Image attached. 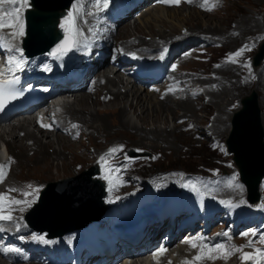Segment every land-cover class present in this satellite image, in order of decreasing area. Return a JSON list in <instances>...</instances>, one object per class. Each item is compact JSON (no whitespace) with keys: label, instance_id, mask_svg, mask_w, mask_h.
<instances>
[{"label":"bare ground","instance_id":"1","mask_svg":"<svg viewBox=\"0 0 264 264\" xmlns=\"http://www.w3.org/2000/svg\"><path fill=\"white\" fill-rule=\"evenodd\" d=\"M183 1L185 0H182V2ZM215 2L216 0H209L207 5L201 7L200 5L204 4V0H196L192 5L197 7L193 8L189 16H186L179 10H176L174 7L177 6L166 5L163 3V6H165L163 8L155 6L152 9H148L147 7L142 8V3H144L142 2L140 4V10L136 7H133L126 16H121L118 20H116L115 26L112 25L108 14L105 17V19L107 18L109 21L107 25L99 24L93 20L92 17H95L98 14L106 15L105 8H97L95 0H82L79 3L76 2L75 5L78 3L77 6L80 9L78 13V24L82 33H88L90 28H97L99 32L106 36L107 42L113 43L114 48V41L118 37H124L126 39H124L123 42L121 41V46L123 49L143 55L155 54L166 57V54L169 52L168 55L172 54L173 59L171 62H174V67H177L175 60L179 63H182L184 66V71L187 72V75L179 79H174L176 74L170 73L169 79L163 85H156L154 87L152 86V89H150L151 91L146 89L142 90L131 83L125 84L120 74L117 73L113 75L112 72L109 71L110 66L104 65L106 63L105 61L103 64L104 66H102L98 71L95 70L91 74L89 84L94 87L92 91L86 92L85 94L82 92L72 94L67 102L55 109V111L57 110L60 112V115L53 116L50 114L49 108L46 109L45 114L49 117L50 123L52 125L51 129L48 130L44 127H41V125H39L36 121V119L38 120L39 118H33L30 116L22 120L12 119L9 122L0 124V140L5 142L7 146L9 162L13 163V161L19 159L22 163L21 170L24 174V177L26 179L38 180L41 182L34 183L32 181H27L28 183L26 184L21 180L22 185L21 187L17 188L20 191L22 190L24 192H31L34 198V195L37 192H33V189L28 188V185H32L33 188L39 189L40 185L42 186L46 184L49 180L61 179L83 171L90 165L92 166V163H95V160L97 159L92 160L91 154L88 152L90 151V146H94L95 148L97 147L98 153L94 152L95 158L100 157L101 159L102 154H106L109 149L113 148L118 149L116 154L121 155V152L127 148V145L122 141H112L109 139V137L112 136L111 133L113 132L114 128V133H118V131L125 133L129 131H135V133L139 135L137 142L143 145L146 144V146L150 145V147L162 148V150L165 152L164 154H170L173 156L178 153L175 151H179L177 143L183 136L181 135L183 129H187L185 130L184 135H199L200 132H197V130L199 131V124L202 120L199 121V118L201 117L197 116L196 108L199 102L204 100V98L207 96L208 99L210 98L212 105L216 110L217 116L213 121L212 127L206 129V131L212 132L217 136V138H222L229 131L233 114L236 112H234L233 109L237 106L241 96L245 91L247 92L249 88H253V92L259 95L258 107L261 111V127H263L262 132H264V63L258 69L250 70L244 66V62L242 61V56L247 54L252 49L254 51V49L257 48L256 45L264 39V0H219V3L213 8V10H205ZM116 5L118 6V12L121 10L120 3L116 2L115 7ZM244 5H246V7ZM4 7L7 9L13 6L4 5ZM231 8H234L237 11V13L233 14L231 17L233 20H237L234 26H231L229 22H226L227 30L225 31L216 27L213 32L211 30L212 26L207 28L209 29L207 32L202 30V22H204L201 19L202 16H212L216 13H221L222 11L226 12L227 9ZM158 9H162V12H167L168 19L170 17L171 22H169L167 18H163L160 15L158 16L156 14L157 12H155V10ZM135 14H138L139 22L138 23L136 21L135 29L141 36L139 39H137L139 40L138 45L128 46L129 41L127 38L129 37V32L132 28V25L128 24L121 26L120 28H118V26H120L123 22H128ZM82 19H84V21ZM207 21L211 22L212 19L208 18L206 19V22ZM174 22L179 23L178 26L180 27L181 25H184L186 28V26L189 25L193 28V30L188 29L186 33H182L180 29L174 26V28L170 30L169 34L165 32V29L168 27L167 25L169 23L174 24ZM5 31L7 33L10 32V30L7 29ZM145 31H148V33H145ZM196 33H200V35L198 36ZM145 35L152 36V38H147L149 40H146L144 38ZM177 36H180V38L174 39V37ZM198 39H202V42L199 44V49H194L195 51L197 50V52L200 50V48L206 46V44H209L207 42L208 40H210V44L208 46L209 50L215 48H230L231 51L224 54L222 61L214 63L211 68L205 67L202 71L200 68H203V66L194 59V55L197 52H191V49L190 51H186L187 54L184 53L185 55L182 57L184 49L183 47L187 48L188 42L194 40L197 41ZM16 41H18V38ZM159 45H162V48L159 49V52L150 51L156 47H159ZM242 48H244L245 51L241 54V56L234 57V54ZM139 49H146L148 52H138ZM230 58H234L236 62L232 63ZM103 79L104 81L102 82ZM197 84H200V87H206L203 88V90L205 89V94H201L199 91L189 93L188 90ZM87 85H85L83 88L85 91L87 89ZM166 86L167 88H164ZM169 88L171 91H168ZM99 94L104 96L103 101L98 98ZM72 98H74L73 101ZM246 99L247 97L242 101L243 109L244 101ZM178 112L179 114L182 112L183 113L176 118V113ZM237 114L234 116V121ZM171 115L172 119L170 118ZM188 117L194 118L195 121L192 119L188 120ZM54 119H59V122H55ZM171 121L175 124L174 129L171 128L172 130L167 128ZM181 121L183 122L179 123ZM160 124H164L166 128L164 130L161 129L159 127ZM151 125L154 126L153 130H150L149 126ZM73 126L81 131L80 136L76 139L75 137L78 133V130H75ZM125 133H123V135ZM86 137L89 139V145H83L82 147L84 148V152L83 154H80L79 147L81 145L79 147L77 145L78 143H82V140L84 141V138ZM80 138L81 141H79ZM101 139H105L106 142H103L104 144L102 143L101 146H98L96 141ZM123 139L124 138H122V140ZM28 142H33V144L29 145ZM108 143H110V145L104 147V145H108ZM135 147L136 149L145 148L140 144H136ZM51 148L53 149V152L50 154L49 149ZM55 161H57L56 165ZM76 162L82 165L80 171L75 169ZM100 162L103 164L104 161ZM235 164L238 169L241 170L239 164L237 162H235ZM54 168L56 169L55 171H57L56 175H53ZM15 169L16 167H13L12 165L11 168L9 167L5 169V171L13 174ZM157 179L158 174L151 175L150 177L154 190L153 193L156 194L157 192L158 195L156 194V196L159 199H163L162 202L164 204L165 202L169 203L171 199L168 200V198H170L171 195L168 192L163 193L164 189H173V186L175 187L177 185H182V179L180 176L172 178L173 180L171 181L175 182H171L170 180L166 179L163 180L160 185L155 184ZM6 180L7 174L4 182L0 183V190L4 189ZM2 184L4 185L3 187H1ZM13 186L16 185L14 184ZM195 193L203 194L199 189ZM32 195L27 197L21 195L19 197L20 200L30 201V197H32ZM116 195L117 194L112 191V193L109 194L107 201L113 202V205L116 202L120 203L123 201H129L128 198L130 197L127 195L118 199L112 198V196ZM9 196L11 198V194H9ZM193 200L197 199H191L190 201ZM171 201L172 203H175L174 199ZM209 202L210 204H213L211 201ZM25 205L26 204H21L18 206L13 205L11 211L12 215L13 209L16 206L19 209V214L25 212ZM21 209H23V211H21ZM254 213L250 211H244L241 214H245V217H252ZM207 214L209 215V212H207ZM204 215H206L204 211H202L201 214H199L198 211L193 212L192 223H196L198 220L203 219ZM206 224L207 221L204 222V225ZM240 225L241 224H239V228L242 227ZM96 229L97 226H94L89 228L88 231L94 232ZM230 229L231 228L228 227L227 232H229ZM182 231L186 233L187 229L180 230L177 236L181 234ZM225 234L226 230L220 231L219 229V234L217 235L224 238L222 241H219L213 246L219 244H224L227 246V242L230 241L231 238L227 237ZM193 236L197 237L195 231ZM237 245L239 246L240 244L239 242L235 241V246L233 245L234 248H237ZM190 246L191 245L189 243H185V245L182 246L180 245L178 248L180 250L179 258L176 257L177 250H175L177 263L170 262V258H172L171 256H173L172 254L174 253L173 252L164 260V264H179L182 258L186 259V257L189 255ZM253 247L254 249H259L260 246H256V244H254ZM229 248L232 249L231 247ZM252 252L253 250L251 251L248 249H242L241 251L242 255L244 253ZM213 255L217 256L218 258L213 261L206 259L204 262L198 264H225L229 260L222 252L213 253ZM238 255V253H235L234 255L230 256V261L233 264L239 263V261L234 259L232 261V258ZM0 264L8 263L0 260ZM186 264L196 263L193 261V263L187 262Z\"/></svg>","mask_w":264,"mask_h":264},{"label":"rangeland","instance_id":"2","mask_svg":"<svg viewBox=\"0 0 264 264\" xmlns=\"http://www.w3.org/2000/svg\"><path fill=\"white\" fill-rule=\"evenodd\" d=\"M128 1H130V0H128ZM152 1L153 0H147V1L144 0L143 1L144 3H142L143 4L142 8L147 7L148 9L149 8L152 9L153 7H155L154 5H152V6L148 5L149 3H152ZM109 2H110L109 4L113 3V6H115V4H116L115 0H110ZM192 4L187 3L185 0V1L181 2V4L179 6L174 7V8H176V10H179L180 12H182L184 15L189 16L191 14L193 8L197 7V6H194ZM244 6L246 7V5H244ZM157 7L163 8L165 6H163V4H161V5H158ZM136 8H138L140 10L141 6L139 5ZM161 10L160 9L155 10V12H157L156 14L158 16L160 15L163 18L168 19V13L165 11L162 12ZM235 13H237V11L234 8H231V9H227L226 12L222 11L221 13H216L212 16H202L201 19L204 21V22H202L203 23V29L202 30L207 32L209 30V29H207L209 26L210 27L212 26L211 30L213 32H214V29H216V27L220 30H223V31L227 30L226 22H229L231 26H234L237 22V20H233L231 18L232 15ZM107 14L108 13L106 12V15L98 14V16L100 19L106 21L107 18L105 19V17L107 16ZM263 14H264V12H263ZM124 18H126V17H124ZM208 18H211L212 21L206 22V19H208ZM82 20L84 21V19H82ZM136 21L138 22V14H135L133 17H131L128 22L126 21V22H123L122 24L120 23L121 25L118 26V28H120L121 26H124V25H128V24L132 25V28L130 29V32H129L130 39H129V37L127 38L129 41L128 46L139 44V40H137V39H139L141 35L135 29ZM168 21L171 22L170 17H169ZM108 23H109V21L107 20V24ZM172 24L173 23H169L167 25L168 26L167 29H165L166 30L165 32H167L168 34L170 33V30H172L174 28V26L177 27L178 29H180L182 31V33H186L188 29L193 30V28L189 25L186 26V28H185L184 25L183 26L181 25V27L178 26L179 23H177V22H174L173 25ZM138 26H139V24H138ZM222 26H224V27H222ZM202 30H200V31H202ZM145 33H148V31H145ZM196 35L199 36L200 33H196ZM144 38L146 40H149L152 38V36L145 35ZM147 38H149V39H147ZM178 38H180V36L174 37V39H178ZM124 39H126V38L118 37L114 41V43L117 45V44L121 43V41L123 42ZM194 41H196V40H194ZM194 41H191L192 43H189L190 44L189 47H193V46L195 47L197 45V43H195ZM197 41H198V46L195 48L199 49V44H201L202 39H198ZM207 42L210 44V40H208ZM260 43H259L260 45L259 44L256 45L257 48H255L254 51L252 49L247 54L242 56V61L244 62V66L247 69H250V70L258 69L264 63V59H263L261 64L256 65V62H255V57H256L257 53H259L261 46L264 45V39ZM209 44H206V46L200 48V50L198 52H197V50L196 51L194 50L195 48H193L191 50V52H193V51L197 52L194 55V59L196 60V62L200 63L203 66V68H200L202 71L204 70L205 67L211 68L214 63L222 61L224 54L231 51L230 48H222V49L221 48H215V49L209 50L208 49ZM160 48H162V45H159V47H156L150 51L151 52L152 51L158 52ZM186 50L188 51L189 49L188 48L183 49L182 57L186 54ZM138 52L144 53V52H148V51L146 49H139ZM175 63L177 64V67H176L175 71L172 72V73L176 74L174 79H179L181 77L186 76L187 72L184 71V66L182 65V63H179L176 60H175ZM105 66H108V65H105ZM200 86H201L200 84L194 85L193 88L188 90L189 93H194L197 91H199L201 94L204 93L205 89L203 90V88H206V87H200ZM164 88H167V86ZM149 91H151V90H149ZM168 91H171V89L169 88ZM86 92H89V91L86 90L85 92H82V93L85 94ZM252 96L257 97L258 104H259V95L253 92V88H249L247 90V92L245 91L239 100L240 102L238 101L237 106L233 109V111L234 112L236 111V112L235 113L233 112L234 114H233V117L231 120V125L229 128V131L222 138H217V136L214 135L212 132L206 131V129H209L210 127H212L213 121L216 118L217 114H216L215 108L212 105L210 98L208 99V96L206 98H204V100H201L199 102L197 108H196L197 116L201 117V118H199V121L202 120L200 123L201 125L199 124L200 129H199V131L197 130V132H200L201 134L199 133L198 136H196V135L187 136V135H184L185 130H187V129H183V131L181 132L182 134L180 133L183 136H182V138H180V140L177 143L179 151H175L178 153H176L173 156L170 154L169 155L164 154L165 152L162 150V148L150 147V145L146 146V144L143 145V144L137 142L139 139V135H137L135 133V131H129L127 133L118 131V133H114V130H115V128H114L113 132L111 133L113 138L111 136V137H109V139L112 141L113 140L122 141L127 145L126 146L127 148H125L124 151L121 152V155L114 153L110 158H107L103 162V166L106 169L107 176L112 179V184H114V183L118 184V183H120L122 177H126L128 182L130 183V185L126 186L127 188L124 190L125 194L123 196L127 195L129 197H130V195L128 193H131L134 191H140V190L144 189L145 184L146 183L149 184V182H151V180H150L151 175L158 174V179L156 181V184H158V185H160V183H162L163 180L167 179V180L171 181V180H173L172 178H176V177L180 176L182 179V185H177L175 187L173 186L172 187L173 189H166V190L164 189L163 193L168 192L171 195L172 193H175L178 189L175 198L181 199L182 194H185L188 191L189 192L194 191L193 186H195V187H198L196 189V191L199 189L200 191H202V193H204L202 196L204 199L207 200L208 199L207 197H210V199L212 197L213 202H215L216 200L217 201L221 200L217 203V207L223 211L221 218L222 219L224 218L223 223L224 222L225 223L224 224L222 223V225L228 224L230 221H232L231 227L233 228L232 232H231V229L229 232H227L228 231L227 228L228 227L230 228V224H228V226L224 230H226V233L232 234V236H236L235 238H232L230 236L231 240L227 242L228 245L226 246V248L227 247H228V249H230L229 247L234 248L235 241H236V242H239V244H240L239 246L237 245L238 246L237 248L250 250L248 248L249 241H253V240L255 241L254 244H256V246L257 245L258 246H264V243H260V240H259V237L261 235H264V217L263 216H258L259 219H258L257 225L255 227L249 226L248 228L251 227L250 229H246V230L242 229L241 231L237 230V223H239V220L240 221L248 220V218L245 217V214H241L244 211H250L252 213L255 212L254 215L252 214L254 217L253 216L249 217L250 218L249 219L250 224H251L252 220L255 221V219H253V218L256 217V214L260 215V214L264 213V198H263V194H262L263 200H261L259 205L256 207H250V203L248 201L247 189L243 185V183H241V181H240V176H239V172H238L240 170L238 169L235 162L233 161L235 156H234V154L230 153L227 149V143H229L233 138V133H234V127H233V121L234 120L233 119H234V116L243 109L242 101L246 97H252ZM98 98L101 101H103L104 96H102V94H99ZM206 106H208V107H206ZM199 111H201V112H199ZM207 111H209L210 113ZM182 113L181 114H179V112L176 113V118L179 117L180 115H182ZM170 118L172 119V115L170 116ZM260 118H261V111H260ZM191 119L193 121H195L194 118L188 117V120H191ZM183 121H181L179 123H182ZM260 123H261V119H260ZM168 126H167V128L174 129L175 124H174V122L171 121V123L168 124ZM149 127H150V130L154 129L153 125H151ZM159 127L163 130L166 128V126L164 124H160ZM73 128H75V130H78V128H76V127H73ZM262 129H263V127H262ZM205 131L207 132V134ZM77 132L78 133H77L75 139L78 138L81 134L80 130H78ZM123 133H125V134L123 135ZM122 138H124V139L122 140ZM79 141H81V138L79 139ZM83 142L86 144H84ZM103 142L104 143L106 142L105 139L104 140L103 139L97 140L96 144L98 146H101ZM263 142H264V134H263ZM28 143H29V145L33 144V142H28ZM82 143H78V145H77L78 147L81 145L79 147L80 148V150H79L80 154H83V152H84V148L82 146L83 145H87V146L89 145V139L87 137L84 138V141L82 140ZM136 144H140L142 147H145V148L136 149V147H135ZM109 145H110V143H108V145L107 144L104 145V147L109 146ZM2 149H4V146L2 144H0V153H1ZM49 150H50V154H51L53 152V149L51 148ZM89 150L90 151H88V152H90L92 160L97 159V160H95V163L94 162L92 163V166L90 165L86 169H84L83 171H80L82 168V165L79 164L78 162H76L75 163V169H77V171H80V172H77L76 174L69 175V176L61 178V179L49 180L46 184H44L42 186L40 185L39 191L34 195V198H33V195H32V197H30L31 198L30 201H32L33 199L36 201L40 190L43 189L45 186H48L49 184H57L58 186H56V187H59V186H61V185H59L60 183H64V181L70 180V179L75 178V177H79L85 171L90 170L94 166V164H96L97 162H100L101 161L100 157L95 158V154H94V152L98 153L97 147L95 148L94 146H90ZM110 150L111 149H109V151L106 154H102L101 156L108 157L107 154H109ZM155 153H156V155H155ZM165 156H167V157H165ZM124 160H126L125 164L127 165V167L123 165ZM56 163H57V161H55V165H56ZM12 165H13V167H16V169L14 170V173H13L15 175H13L12 173H11L12 174L11 175L9 172L6 171V174H7V180L5 182L6 185L5 186L3 184L1 185V187L4 186V189L0 190V193H5V192H7L8 189L14 187L18 191L8 193V195L11 194V198H13L15 200H20L19 196H21L22 193H24V191H22V190L20 191L17 187H21L22 181H24L26 184L28 183L27 181H32L34 183H41V182L38 180L26 179L24 177V174L21 170L22 163L19 159H16L15 161H13V163L9 162L7 165V168H9V167L11 168ZM110 167L115 168L116 171L110 172L109 171ZM55 170L56 169L54 168L53 169V175L57 174L56 173L57 171H55ZM224 173H226V174H224ZM10 181L12 184L10 183ZM171 182H175V181H171ZM14 184L16 186H13ZM212 185H213V187H212ZM8 186H9V188H8ZM164 186H166V185H164ZM167 186L170 187L169 185H167ZM111 187L118 188L117 185H111ZM152 189H153V185H152ZM239 190H241V191H239ZM262 190L264 193V185L263 184H262ZM260 193H262V192H260ZM156 194L158 195L157 192H156ZM191 194H193V193H186L185 194L186 198H188ZM112 198L118 199L120 197L116 195V196H112ZM241 201H243V203H241ZM223 203H226L227 207H229L228 212H226V209L224 211V206H226V205H222ZM232 203L234 205H236L237 208H239L238 212L236 211V209L234 207L230 206V205H232ZM107 204H108L109 208L113 206V202H111V201L110 202L107 201ZM17 206L13 209V214L18 213L17 215H19V209L17 208ZM28 208H29V206L26 204L25 210L27 211ZM201 221H202V219L198 220L197 222H199V224H200ZM221 226L218 225V226L214 227L213 232L215 231V233H216L221 228ZM240 226H242V224ZM203 227H205V225H197L196 226V228L194 230L196 232V235H198L199 230ZM238 228H239V225H238ZM246 233H247V235H245ZM181 234H184V232L182 231ZM253 234H255V235H253ZM173 252H172L173 253L172 255L175 256V250ZM238 254H239L238 256L240 258L238 256L233 257L232 261H233V259L240 261L242 253L238 252ZM173 256H171V257L173 258ZM227 258L229 260L225 264H233L230 261L231 257H227ZM210 261H213V260H210ZM170 262H171V260H170ZM144 264H147V263H144ZM179 264H181V263H179Z\"/></svg>","mask_w":264,"mask_h":264},{"label":"water","instance_id":"3","mask_svg":"<svg viewBox=\"0 0 264 264\" xmlns=\"http://www.w3.org/2000/svg\"><path fill=\"white\" fill-rule=\"evenodd\" d=\"M73 1L33 0L34 9L28 13L29 37L25 42L29 56L44 54L53 47L60 38L58 22ZM263 58L264 45L255 58L256 65ZM233 127V138L227 143L228 151L234 154L233 161L241 168L242 181L251 195L256 196L264 179V142L256 96L247 97L244 101V109L237 114ZM96 173L95 169L86 171L79 177L60 183L59 187L50 184L43 192L40 203L28 216L31 226L60 237L100 219L105 212L102 203L105 192L101 182L91 179Z\"/></svg>","mask_w":264,"mask_h":264},{"label":"snow or ice","instance_id":"4","mask_svg":"<svg viewBox=\"0 0 264 264\" xmlns=\"http://www.w3.org/2000/svg\"><path fill=\"white\" fill-rule=\"evenodd\" d=\"M162 3L171 6H179L182 0H161ZM187 3L192 4L195 0H186ZM209 0H204V4L200 5L204 7L207 5ZM219 0H216L214 4L210 7H207L205 10L211 11L214 7L217 6ZM95 4L97 8H107L109 4V0H95ZM4 5H12L13 7L5 8ZM30 6L29 0H0V32L4 30H10L9 35L11 40H16L17 38H22L25 36V22L22 19L23 11ZM80 9L78 6L74 5L73 10L67 13V16L62 20L60 24V28L64 31V39L60 44L54 48L49 55L53 56L57 60H62L64 56H66L69 52L78 49L82 41L80 37H82L83 33L81 32L78 24V13ZM0 48L5 49L8 53H12V55L8 56L7 59V68L8 73L13 77L8 81L7 84L0 83V112H3L6 105L11 101L15 100L20 92L16 90L15 85L18 83V77L15 75L17 71H23L24 65L27 61L24 59L23 49L19 46L13 45L11 41H6L5 37L0 36ZM250 50V49H249ZM245 51L244 48L240 49L234 54V57H240L241 54ZM232 63H235L236 60L234 58H230ZM3 75V73H0ZM41 127L51 128V125L41 124ZM75 127V126H73ZM118 149L113 148L110 150L108 157H101V161H105L107 158H110L114 153H116ZM7 165H0V183H3L6 178ZM110 172H115L116 169L110 167ZM109 179V184H112V179L110 177H106ZM239 187V186H238ZM28 188L33 189V192H38V188H33L32 185H28ZM193 190L195 191V186H193ZM18 190L15 188H10L5 193H0V222H11L13 221V216L11 214L13 205H21L27 204L29 207L32 203L35 202L28 200H15L11 199L8 193L17 192ZM111 191V187H110ZM25 197L32 195L31 192L22 193ZM243 203V201H241ZM235 207V205H230ZM23 211V209H21ZM247 235V233L245 234ZM255 235V234H253ZM33 240L39 241L42 243H49V241L43 235H34L32 237ZM201 241L203 238H200ZM261 243H264V235L259 237ZM192 248L199 247V254L194 257V261L200 262L204 259L214 260L218 258L214 256L213 253L223 252L225 257H230L235 253L241 252L240 248H232L227 249L224 244H219L215 246H208L207 244L200 243L197 244L194 241H187ZM255 241H249V247H251ZM5 252H19L20 250L17 248H8L2 249ZM167 250L161 248L157 255L166 252ZM242 262L252 261L253 264H264V249H253L252 253H244L241 256Z\"/></svg>","mask_w":264,"mask_h":264}]
</instances>
